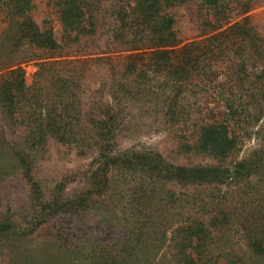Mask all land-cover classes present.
Segmentation results:
<instances>
[{
  "label": "rangeland",
  "instance_id": "1",
  "mask_svg": "<svg viewBox=\"0 0 264 264\" xmlns=\"http://www.w3.org/2000/svg\"><path fill=\"white\" fill-rule=\"evenodd\" d=\"M0 264H264V0H0Z\"/></svg>",
  "mask_w": 264,
  "mask_h": 264
},
{
  "label": "trees",
  "instance_id": "2",
  "mask_svg": "<svg viewBox=\"0 0 264 264\" xmlns=\"http://www.w3.org/2000/svg\"><path fill=\"white\" fill-rule=\"evenodd\" d=\"M161 21H160V25H161V28H159L160 30H168L172 24V19L170 17H168L167 15H164L163 17H161ZM24 28L26 27L27 30H29L31 32V35L32 37L35 39V38H39L40 39V36L41 35H38L35 28L32 26V24L30 22H26L24 25H22ZM172 37V33L169 32L167 37L164 39L161 40L160 44L162 45H165V46H169V44H167L166 42L167 41H171ZM39 39L37 41H39ZM166 41V42H165ZM39 43L43 44V40H40ZM38 43V44H39ZM171 44V42H170ZM196 52L195 49H182L181 51H178L176 53H173V52H157L155 55H164V56H168L170 54H174L173 56V63H170L169 66L170 68H173L175 69L177 72L176 73H179V72H183L185 71V69L190 66V64L192 65H195V68L198 67L199 64H197V59L199 57L196 58V61L195 59H192L188 54L189 53H194ZM203 57H201L200 59H202ZM191 61V62H190ZM193 62V63H192ZM176 65H178V67H176ZM181 65V66H179ZM211 131L205 138L206 142L207 143H210L211 144V148L212 149H215L216 151H222V143H221V139L218 138V135L212 130V128H210Z\"/></svg>",
  "mask_w": 264,
  "mask_h": 264
}]
</instances>
